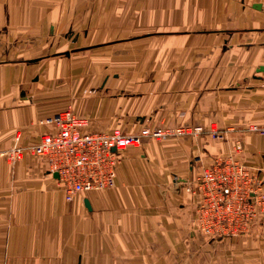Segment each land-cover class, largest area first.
<instances>
[{"label": "crops", "instance_id": "crops-1", "mask_svg": "<svg viewBox=\"0 0 264 264\" xmlns=\"http://www.w3.org/2000/svg\"><path fill=\"white\" fill-rule=\"evenodd\" d=\"M263 4L95 0L75 22L87 43L48 53L35 42L67 31L71 11L0 0V264H264V225L236 238L195 233L190 191L216 156L264 169L253 129L264 126ZM108 42L110 55L90 50ZM13 43L33 46L18 53ZM69 105L89 131L202 130L129 147L115 187L67 201L46 158L7 153L54 131L42 120Z\"/></svg>", "mask_w": 264, "mask_h": 264}, {"label": "built area", "instance_id": "built-area-1", "mask_svg": "<svg viewBox=\"0 0 264 264\" xmlns=\"http://www.w3.org/2000/svg\"><path fill=\"white\" fill-rule=\"evenodd\" d=\"M264 10V4H263ZM42 123L55 126L43 133L30 146H16L7 153L17 160L29 150L49 163V170L58 173V185L67 201L93 190L115 187L117 167L124 152L139 146L145 139L196 133L202 129L190 126L143 127L126 131L120 125L106 130H86L87 118L68 106L49 115ZM264 135V126H253ZM213 137L223 132L210 129ZM243 145L238 141L235 150ZM195 197V228L213 239L236 238L264 225V169L253 170L233 153L214 157L191 181Z\"/></svg>", "mask_w": 264, "mask_h": 264}, {"label": "rangeland", "instance_id": "rangeland-1", "mask_svg": "<svg viewBox=\"0 0 264 264\" xmlns=\"http://www.w3.org/2000/svg\"><path fill=\"white\" fill-rule=\"evenodd\" d=\"M94 3H95V0H35V4H40V5L46 6V7H51L53 4L54 5L56 4V6L60 7L61 11H63L62 10L63 7H65L66 10L68 9L67 15H69L70 11L72 13V17L71 18L69 17V19H68V17H67V20L70 22L69 23L70 24L69 29L67 31H64V30L58 31L59 36H56L55 38L53 37L54 39L52 38V40H50V37L45 36L44 39H43L44 40L43 43L35 42V50L44 51L42 47L45 45V47L48 48L46 52L51 53V52L55 51L57 53H61V51H65V50L70 51L71 47H80L82 44L87 43V41H82L83 38L78 40L79 33H80V31L82 32V30L79 29V27L77 26V24H75V22H79L80 23L83 20L84 15L90 9L89 6L91 5L92 6L91 8H93L94 7ZM72 28H74V29L71 30ZM45 34H48V33H45ZM45 39L46 40L49 39V40L45 41ZM13 44L15 46L11 45V47H14V48L18 47V49H19L18 53H20L21 50H26V49H29V48H31L33 46V44H30V45L28 44L26 46L25 45H22V46L20 45L19 46V45H17V43H13ZM99 45H101V44H99ZM102 45H104V46L103 47H97L98 45H96V46H93V48L90 47L91 48L90 50L91 51H94L95 49H98L99 51L103 50L105 55H110V54L113 53V51H112L113 45H111V42L103 43ZM83 53H85V52H83ZM88 53L91 54V53H94V52H88ZM61 57H63V56H61ZM80 58L81 57H79L78 60ZM83 58L87 59L86 55H84ZM145 126L146 127H154V126H151V125L147 124V125L140 126L136 130H140V129H142ZM171 127H173V126H171ZM213 128L217 129L218 131H222L223 130V129H220L219 127H217V125H213L212 128H210V129H213ZM190 191H191V189H190ZM191 194L194 197L192 191H191ZM194 215H195V197L193 198V215H192V220H191V222H192V225H191L192 226V231L195 232V233H198L200 235H203V236H205L207 238H212V237H210V236H208V235H206L204 233H201L199 230H197L195 228Z\"/></svg>", "mask_w": 264, "mask_h": 264}, {"label": "water", "instance_id": "water-1", "mask_svg": "<svg viewBox=\"0 0 264 264\" xmlns=\"http://www.w3.org/2000/svg\"><path fill=\"white\" fill-rule=\"evenodd\" d=\"M259 6H260V5H259ZM54 175H55L56 177H58V173H57V172H54ZM86 205H87V207L90 208V205H89V201H88V200H86Z\"/></svg>", "mask_w": 264, "mask_h": 264}]
</instances>
